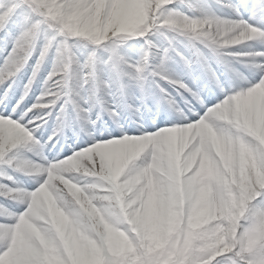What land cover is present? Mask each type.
<instances>
[{
    "label": "snow or ice",
    "instance_id": "1",
    "mask_svg": "<svg viewBox=\"0 0 264 264\" xmlns=\"http://www.w3.org/2000/svg\"><path fill=\"white\" fill-rule=\"evenodd\" d=\"M0 264H264V0H0Z\"/></svg>",
    "mask_w": 264,
    "mask_h": 264
}]
</instances>
